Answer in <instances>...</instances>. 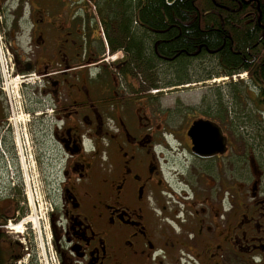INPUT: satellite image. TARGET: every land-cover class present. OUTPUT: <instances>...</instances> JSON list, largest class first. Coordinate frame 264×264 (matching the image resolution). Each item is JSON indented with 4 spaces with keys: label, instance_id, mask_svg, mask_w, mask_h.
I'll list each match as a JSON object with an SVG mask.
<instances>
[{
    "label": "flooded vegetation",
    "instance_id": "1",
    "mask_svg": "<svg viewBox=\"0 0 264 264\" xmlns=\"http://www.w3.org/2000/svg\"><path fill=\"white\" fill-rule=\"evenodd\" d=\"M252 2L259 8L258 0L239 6ZM109 15L101 0H0L8 78L27 84L37 75L28 104L44 109L37 119L50 121L58 158L52 264H264L261 98L249 96L259 118L245 117L244 127L234 91L229 105L215 89L195 105L164 104L141 66L127 67L119 22ZM247 54L252 66L256 57ZM1 91L0 146L9 154ZM197 121L212 127L190 133ZM193 140L218 149L198 154ZM4 173L0 162V188ZM1 208L0 225L11 219ZM25 256L0 229V264H37Z\"/></svg>",
    "mask_w": 264,
    "mask_h": 264
},
{
    "label": "rangeland",
    "instance_id": "2",
    "mask_svg": "<svg viewBox=\"0 0 264 264\" xmlns=\"http://www.w3.org/2000/svg\"><path fill=\"white\" fill-rule=\"evenodd\" d=\"M45 2L48 4L50 0H45ZM135 32L139 35L137 31ZM116 56L119 58L118 55ZM191 61H189V70L186 71L184 77H182L184 73L176 75L173 70L174 67L171 68L169 65L159 62L153 71L143 70L141 75L149 76L158 90L162 89L164 92L162 102L169 104V106L172 105V100L175 98L195 105L203 96H211L212 89L222 94L224 105H229L231 103L229 92L234 91L238 121L241 127L246 125L245 117H248L249 123H253L259 118L251 101L248 100L249 96L255 97L256 90L247 76L241 80L228 78L224 74L220 75L219 72L216 73L217 68L210 57L205 56ZM208 74L210 75L207 76ZM33 75L31 73L32 80L30 82L35 81L37 83V76ZM7 78L8 74L3 79L1 87L5 88V94L10 101V106H8L13 110L11 116L12 129L9 128L8 138L12 141L11 133L13 132V137L18 139V150H16L13 141L12 145L9 143L8 160L11 161L9 158L11 157L12 161L10 168L7 164L5 165V173L2 175L1 182L5 188H0V194L6 199L0 205L2 206L1 211L4 213L7 211L11 218H18V221L16 223L12 221L11 225L18 224L20 228L18 229L19 233L16 230L12 231L13 233L16 232L15 234H6L13 242L20 244L21 251L26 255L25 259L29 256V262L34 258L37 264H52L54 257L49 250L48 214L55 194L58 158L50 137V121L46 118L43 123L40 122L37 115L44 109L31 103L28 104L27 99H31L36 91V95L38 94V84L32 89L28 88L21 91L18 81L7 80ZM202 79H207L208 83H199ZM213 80H219V82H213ZM181 81L191 84L183 87H168ZM30 85L32 84L29 83L28 86L30 87ZM170 91H179V93L169 94ZM2 98L5 99V97ZM7 98L6 100H8ZM9 115L8 113L6 119L9 118ZM18 152L19 155H17ZM18 157H20L21 163L18 162ZM9 181L10 185L15 183L13 189L6 186ZM5 203H9L11 208L8 209ZM5 231L4 229L2 232Z\"/></svg>",
    "mask_w": 264,
    "mask_h": 264
},
{
    "label": "trees",
    "instance_id": "3",
    "mask_svg": "<svg viewBox=\"0 0 264 264\" xmlns=\"http://www.w3.org/2000/svg\"><path fill=\"white\" fill-rule=\"evenodd\" d=\"M102 1L114 13L110 19L119 22L121 46L129 56L127 67L138 64L142 72L153 71L158 61L184 77L189 61L213 55L216 73L228 78L247 74L264 112V34L260 28L264 27V0H258L259 8L255 2L239 6L240 0ZM246 50L256 57L252 66L245 62L251 60Z\"/></svg>",
    "mask_w": 264,
    "mask_h": 264
},
{
    "label": "water",
    "instance_id": "4",
    "mask_svg": "<svg viewBox=\"0 0 264 264\" xmlns=\"http://www.w3.org/2000/svg\"><path fill=\"white\" fill-rule=\"evenodd\" d=\"M201 124H203L204 128H206L207 130H209L212 127V125H210L209 123H204V122H201V121H197V122L194 123L193 127L191 128L190 133L193 131L192 129L199 128L201 126ZM207 124H209L211 127H209V125H207ZM193 145H194L193 150L196 153H198V154H199V150L200 149H204L207 152L212 150V149H215V150L218 149L217 143L211 144L209 142H205V144H201V143H199V141L193 140Z\"/></svg>",
    "mask_w": 264,
    "mask_h": 264
},
{
    "label": "built area",
    "instance_id": "5",
    "mask_svg": "<svg viewBox=\"0 0 264 264\" xmlns=\"http://www.w3.org/2000/svg\"><path fill=\"white\" fill-rule=\"evenodd\" d=\"M1 49H0V70H1V72H2V74L4 73V71H5V66H4V58H3V56H2V54H1ZM13 114V113H12Z\"/></svg>",
    "mask_w": 264,
    "mask_h": 264
},
{
    "label": "bare ground",
    "instance_id": "6",
    "mask_svg": "<svg viewBox=\"0 0 264 264\" xmlns=\"http://www.w3.org/2000/svg\"><path fill=\"white\" fill-rule=\"evenodd\" d=\"M243 75H245V74H243ZM220 80H221V79H220ZM214 82H219V80H215ZM19 228H20V227H19L18 224H16V225H11V230H12V231H16V230H17V231H16L17 233H19V232H18V231H19V230H18ZM16 232H15V233H16Z\"/></svg>",
    "mask_w": 264,
    "mask_h": 264
}]
</instances>
